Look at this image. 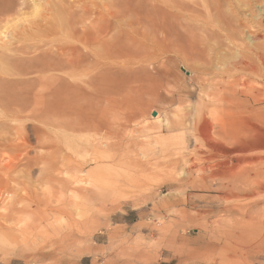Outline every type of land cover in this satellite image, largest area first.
I'll use <instances>...</instances> for the list:
<instances>
[{
    "label": "rangeland",
    "instance_id": "rangeland-1",
    "mask_svg": "<svg viewBox=\"0 0 264 264\" xmlns=\"http://www.w3.org/2000/svg\"><path fill=\"white\" fill-rule=\"evenodd\" d=\"M34 1L0 0V60L19 64L3 63L10 70L0 83L27 104L26 124L0 107V231L26 236L0 244V264H264V189L242 190L243 179L228 176L238 152L264 158V18L251 15L258 0H155L170 10L165 26L148 18L121 34L114 27L109 57L98 42L103 23L86 34L63 23L62 43L76 49L62 58L27 36L45 8ZM82 1L75 11L96 10L98 0ZM228 28L255 35L253 73L216 69L208 35ZM5 29L16 35L11 46ZM223 51L229 61L234 50ZM208 83L227 98L211 111L201 91ZM201 117L205 131L193 126ZM5 138H19L17 146ZM251 217L247 230L238 226Z\"/></svg>",
    "mask_w": 264,
    "mask_h": 264
},
{
    "label": "bare ground",
    "instance_id": "bare-ground-1",
    "mask_svg": "<svg viewBox=\"0 0 264 264\" xmlns=\"http://www.w3.org/2000/svg\"><path fill=\"white\" fill-rule=\"evenodd\" d=\"M155 0H98V4L93 5L92 7H95L96 10L93 11H89L86 8H83L81 14L80 12L75 11L74 9L76 7H78L80 2H84L82 0H38V1H34V6H38L40 5V3H44L45 4V8L43 10L42 13H40L39 18L35 21L30 22L29 25L30 28L35 32V33H28V37H33L37 38V43L41 44V46H49L51 47L50 49L54 50V53L56 54V56H58L59 58H62V54L67 53V52H72L73 50H75L76 48L74 47H68L65 46L66 44L69 43H62V31H64V29H62V25L63 23H65L64 25L66 27H68L70 30L75 29L77 26H75L76 24H80V29H81V33L82 34H86V30L87 28L91 25H94L98 22L103 23V31H104V35L102 37L99 38V44L102 45L103 50L105 51V53L107 54V56H110V52H111V37L108 36L109 32L114 28V27H120L121 29H119V33L121 34L123 29L122 27H132L134 26V24L138 25H143V22H148L149 20L152 22L153 25H158L159 27H164L165 26V19L170 17L171 13L170 10H168V13H166L164 10H162V7L159 6V4H157L156 2H154ZM163 1V0H162ZM197 1V0H196ZM202 1V0H201ZM240 1V4L243 5L244 7L250 4L251 0H238ZM257 1V0H256ZM168 3V1H166ZM171 2V1H170ZM41 3V4H42ZM1 5V4H0ZM8 5V4H7ZM240 5V6H241ZM33 6V5H32ZM167 6V5H166ZM171 6V7H170ZM169 6V8L173 7V4L171 3ZM256 10H255V14H251L252 17L254 18H264V0H258L256 5ZM35 7V8H36ZM39 7V6H38ZM37 7V9H38ZM44 7V5H43ZM34 8V7H33ZM168 8H166L167 10ZM36 10V9H35ZM138 11L140 13H142L144 15V12L146 13V16L141 19L140 17H137L135 20V23H131V22H125L122 21L121 18L126 17V15L128 13H134V11ZM250 9L246 10L249 11ZM250 12V11H249ZM249 12L247 13V15H249ZM2 12L0 11V14ZM188 13V12H187ZM226 13V12H225ZM195 14V13H194ZM92 15V17H90ZM192 15V14H191ZM208 16V15H207ZM2 17V16H1ZM0 17V18H1ZM5 17V16H4ZM3 17V18H4ZM173 17V16H171ZM197 17V16H196ZM249 17V16H248ZM251 17V16H250ZM251 17V18H252ZM1 18V19H3ZM7 19V17H5ZM4 18V19H5ZM32 18V17H31ZM30 18V19H31ZM149 18V20H148ZM257 18V19H258ZM0 19V20H1ZM3 19V21H4ZM5 19V20H6ZM172 19V18H170ZM197 19V18H196ZM95 20V21H94ZM207 20V19H206ZM30 21V20H29ZM65 21V22H64ZM88 21V23H87ZM94 21V22H93ZM264 23V22H263ZM25 24V23H24ZM171 26V25H170ZM22 27V26H21ZM172 27V26H171ZM197 27V26H196ZM169 28V27H168ZM20 29V27H19ZM26 29V28H25ZM25 29H23V31H25ZM170 29V28H169ZM168 29V30H169ZM245 29V28H244ZM15 30V29H14ZM21 30V29H20ZM167 30V31H168ZM207 30V29H206ZM17 31V30H16ZM28 31V30H27ZM205 31V30H204ZM22 32V31H21ZM219 32V31H218ZM19 33V32H18ZM170 33V32H169ZM223 33V31H222ZM221 33V34H222ZM243 37H240L238 32H236L233 28V30L229 29L227 31H225V33L223 34V36L221 34L215 33V32H209L208 35V39L206 42V48L208 49V51H210L215 59V66L216 69L218 68L219 70L221 69V67L224 70L225 66H229V68H232L233 71L238 72L241 70H245V69H250V72L254 70V63L257 59H259L255 54V49L252 47L253 43H254V39L255 35L249 31V29H245L243 32ZM255 33H257L255 31ZM1 34L3 36V38H9V39H13V36H16L15 34L12 35V33L10 31H8L7 29H5V31H1ZM20 34V33H19ZM67 34V33H66ZM69 34V33H68ZM24 35V33H23ZM264 35V34H263ZM24 37V36H23ZM67 37V36H66ZM258 37V36H257ZM9 39H7L9 41ZM11 39V40H12ZM25 39V38H24ZM69 39H71V37H69ZM179 39V38H178ZM243 39V41H242ZM10 40V41H11ZM17 40V39H16ZM21 40V39H20ZM64 40V39H63ZM164 40V39H163ZM175 40V39H174ZM14 40H12V43H9L11 46V44L13 43ZM18 41V40H17ZM23 41V40H21ZM36 41V39L34 40V42ZM176 41V40H175ZM15 42V41H14ZM29 42V41H28ZM19 44V49L22 50H26L28 48L27 44L24 45L23 43H18ZM16 46V45H15ZM34 47H37L36 44L33 45ZM5 47H8L7 45ZM18 47V46H17ZM13 49L15 51L16 48ZM40 48V47H39ZM9 49V48H7ZM18 49V48H17ZM36 49V48H35ZM47 49V48H46ZM223 49H232L234 50L232 53H230V60H225V58L228 56V54L226 52L223 51ZM28 50V49H27ZM6 51V48H5ZM15 51H11L14 52ZM47 51V50H46ZM10 52V53H11ZM20 52V51H19ZM22 54V53H21ZM20 54V57H21ZM25 54V52H24ZM22 54V55H24ZM28 54V53H26ZM54 54V55H55ZM16 55V54H15ZM53 55V56H54ZM1 56V55H0ZM4 56V54H3ZM52 56V55H51ZM210 56V55H209ZM19 58V54L18 57ZM16 58V60H17ZM28 58V57H27ZM30 58V57H29ZM58 58V59H59ZM1 59V58H0ZM4 59V58H2ZM26 59V58H25ZM223 62L220 63V61ZM263 59V58H262ZM19 61V60H18ZM23 60H21L22 63ZM28 60L26 59V62ZM30 61V59H29ZM260 61V59H259ZM10 62H12L14 64V61L12 60H4L1 61L0 60V64L2 66H0V68L2 67L1 70H3V63L8 65L10 64ZM25 62V61H24ZM60 63V62H59ZM71 63V61H70ZM68 62V64H70ZM220 63V64H219ZM261 63L264 66V63L261 61ZM24 63H22L23 65ZM29 64H31L29 62ZM49 64V63H48ZM19 64H17L15 62V64L13 65L12 69H16V67H18ZM50 65V64H49ZM5 66V65H4ZM48 66V65H47ZM8 67V66H7ZM31 67V66H30ZM30 67H28L30 69ZM259 67V66H258ZM10 68V67H9ZM33 68V67H31ZM264 68V67H263ZM27 69V68H26ZM28 69V71H29ZM51 69V68H50ZM4 70H10V69H4ZM3 70V71H4ZM21 69H17V71H19ZM16 71V70H15ZM229 71V70H228ZM9 72V71H8ZM37 72V71H36ZM2 73V72H1ZM262 73V71H261ZM4 74V73H2ZM0 74V76L2 75ZM10 74V72H9ZM8 74V76H9ZM17 74V72H16ZM7 75V74H6ZM12 75V74H11ZM23 74H21L22 76ZM15 76V74H14ZM7 77V76H6ZM5 77V78H6ZM25 77V76H24ZM4 78L3 81H6ZM22 78V77H21ZM44 78V77H43ZM7 79V78H6ZM207 79V78H206ZM212 79V78H211ZM9 80V79H8ZM46 80V79H45ZM44 80V81H45ZM12 81V80H11ZM20 81V80H19ZM40 81V80H39ZM201 81V80H200ZM43 82V81H42ZM41 82V83H42ZM9 83V82H8ZM203 83V82H202ZM230 83V82H229ZM228 83V85H229ZM2 84H6V82H1L0 83V107H3V109L9 114L8 116V120L9 117H11V119H14L15 121L18 120L20 117L22 118L21 114L23 112V110H25V107L27 104L22 105L19 100L18 97H16V95H14L13 90L11 91V86H4ZM10 84H14V82H11ZM16 84V83H15ZM20 84V83H19ZM44 84V82L42 83ZM41 84V85H42ZM40 85V84H39ZM17 86V85H16ZM44 86V85H43ZM22 87V86H21ZM42 87V86H41ZM40 87V88H41ZM19 90V89H18ZM17 90V91H18ZM216 89H212L211 87V83H208L207 86H204L202 88V92H205V97H207L206 102L204 103V107H206V109H208L209 111H211L212 109H216V105L215 102L218 99H223L225 97H223L221 95L222 91H215ZM42 91V90H41ZM43 92V91H42ZM18 93V92H17ZM38 93V92H37ZM40 93V92H39ZM220 93V94H219ZM24 94V93H23ZM41 94V93H40ZM19 95V93H18ZM245 96V95H244ZM39 97V96H38ZM41 97V95H40ZM223 97V98H222ZM21 100V98H19ZM227 99V98H225ZM226 101V100H225ZM218 102V101H217ZM211 103V104H210ZM17 105V108H14L17 110V112H10L8 110V108L12 105ZM215 105V106H211L210 108L208 107V105ZM13 106V107H14ZM12 108V107H11ZM24 108V109H23ZM2 110V109H1ZM3 110V111H4ZM12 110V109H11ZM219 110V109H218ZM26 111V110H25ZM4 115V113H3ZM6 115V114H5ZM25 117H27V115L24 114ZM6 119V116H4ZM24 117V118H25ZM20 118V119H21ZM23 118V119H24ZM6 119V120H7ZM22 120V119H21ZM20 120V121H21ZM27 120V119H26ZM12 121V120H9ZM19 122V121H18ZM24 121L22 120V123ZM17 123V122H16ZM26 124V122H24ZM28 123V122H27ZM29 124V123H28ZM20 126V125H19ZM23 126V125H21ZM29 126V125H28ZM194 128H196L197 130H202L205 131L208 129V120L205 119V117H201L200 119L194 121ZM12 127V126H11ZM17 127V126H16ZM15 127V128H16ZM9 128V127H8ZM14 127H12V130H16ZM21 128V127H20ZM25 131V129H24ZM21 133V132H20ZM18 133V136H20L21 134ZM17 134V132H16ZM26 134V133H25ZM15 137V136H14ZM27 138V135L25 136ZM20 138V137H19ZM17 138V139H19ZM17 139L16 140H12L11 139H7L5 138V142L7 144L8 147L10 148H15L17 146ZM23 139V136L21 138V140ZM174 140H177V137H174ZM184 141V140H183ZM152 145H154L153 143H150ZM182 147V146H181ZM1 150V149H0ZM106 150V149H105ZM107 151V150H106ZM242 151V150H241ZM100 152V151H99ZM98 152V154H99ZM104 152V151H103ZM102 152V153H103ZM101 153V154H102ZM241 153V155H237L238 156V162L235 164V170H232L229 173V177H234L236 181H238V179H243L241 182H239L238 184H240L239 186L237 185L238 188H241L242 190H246V191H255L258 190L260 188L264 189V158L262 157H256L255 158V163L252 161L251 157L248 155H244L243 152H238ZM99 155L100 157L104 158L107 157V155H104V153L102 155ZM109 155V154H108ZM110 158V157H109ZM31 159V157H29L27 155V159L26 162H28ZM95 161V159H93ZM107 160V158H106ZM255 164V165H254ZM232 165V164H231ZM250 165H254L253 170L250 168ZM29 168V166H28ZM247 168V169H246ZM106 169V168H105ZM249 169V170H248ZM101 168H99V172H100ZM107 170V169H106ZM105 170V171H106ZM252 170V171H250ZM97 171V170H96ZM104 172V170L102 171ZM107 173V172H106ZM184 173V171H183ZM228 174V173H227ZM97 175V172L94 173V171L90 172V176H94ZM100 178V177H99ZM98 179V178H97ZM102 179V178H100ZM243 184V186L241 185ZM253 203V202H252ZM11 204V203H10ZM8 204V205H10ZM12 205V204H11ZM252 206V205H251ZM248 207V206H247ZM6 208V207H4ZM12 208V207H11ZM10 208V209H11ZM244 208V207H243ZM3 209V208H1ZM240 210H242V208H239ZM249 209V208H248ZM4 210V209H3ZM5 210H8L7 208ZM237 210V209H236ZM252 210V209H251ZM230 211V210H229ZM245 211V210H244ZM15 212V211H14ZM14 212L12 211V213H9L10 215H13ZM248 211H245L243 213H246ZM3 213V212H2ZM242 213V214H243ZM264 216V215H263ZM5 217V216H3ZM9 218V217H8ZM28 218V217H27ZM254 219V217H251L247 220V222H244L242 219L239 220L238 222V226H241V229L245 228L244 230H247L248 227H251L253 222L252 220ZM260 219V218H259ZM264 219V218H263ZM263 219L261 221H263ZM6 220V219H5ZM257 221V220H256ZM260 221V222H261ZM259 222V221H258ZM7 223V221H6ZM11 224V223H10ZM8 223V227L10 225ZM16 224V223H15ZM7 225V224H6ZM4 225V226H6ZM18 225V224H16ZM2 225H0L1 227ZM260 233L262 235V237L264 238V222L260 223ZM3 227V226H2ZM1 227V228H2ZM7 227V226H6ZM11 227V226H10ZM258 227V226H257ZM254 228V226H253ZM17 229V228H16ZM249 230V229H248ZM19 231V230H18ZM11 232V240H9L7 238V235L4 234V232L0 231V244L5 245V244H12L17 245V244H23L25 243L24 241L26 240V236L25 234H21V237L19 239V241L16 240V236H14L15 232ZM244 232V231H242ZM22 233V232H21ZM16 234V233H15ZM247 234V233H245ZM9 235V234H8ZM264 241V240H263ZM23 242V243H22ZM1 247V246H0ZM14 249V248H13ZM1 250V249H0ZM3 250H4V246H3Z\"/></svg>",
    "mask_w": 264,
    "mask_h": 264
},
{
    "label": "water",
    "instance_id": "water-1",
    "mask_svg": "<svg viewBox=\"0 0 264 264\" xmlns=\"http://www.w3.org/2000/svg\"><path fill=\"white\" fill-rule=\"evenodd\" d=\"M154 114H155V112L152 113V115H154Z\"/></svg>",
    "mask_w": 264,
    "mask_h": 264
},
{
    "label": "crops",
    "instance_id": "crops-1",
    "mask_svg": "<svg viewBox=\"0 0 264 264\" xmlns=\"http://www.w3.org/2000/svg\"><path fill=\"white\" fill-rule=\"evenodd\" d=\"M161 264V263H160Z\"/></svg>",
    "mask_w": 264,
    "mask_h": 264
}]
</instances>
